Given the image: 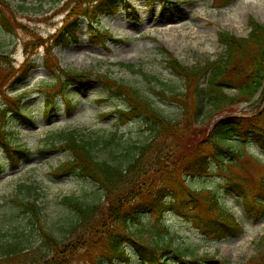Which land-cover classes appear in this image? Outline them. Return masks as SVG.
Masks as SVG:
<instances>
[{
  "label": "rangeland",
  "instance_id": "374dc122",
  "mask_svg": "<svg viewBox=\"0 0 264 264\" xmlns=\"http://www.w3.org/2000/svg\"><path fill=\"white\" fill-rule=\"evenodd\" d=\"M5 1L8 6L0 7V17L2 9L13 30L8 32L0 24V53L10 55L18 69L33 54L27 50L34 43L31 32L18 24L27 25L47 38L64 23L62 20L74 3L73 0ZM126 5L129 7L103 16L97 28L82 18L77 41L54 48L56 60L52 57L46 60L45 47L38 48L33 54L37 66L28 81L21 85L10 86L11 78L0 64V96L2 85L9 97L23 94L22 107L30 117V120L10 118L5 130L12 145L28 150L29 155L21 156L17 166L12 165L10 152L0 138V264H40L45 258L38 259L31 249H48L40 223L31 211H23L13 199L37 201L43 229L60 241L67 235H71L70 239L77 238L83 229L77 223L74 210L62 202L65 197L107 208L109 202L104 191L90 178L78 174L58 178L52 174L54 168L73 156L62 146L69 131H76L77 136L87 140L101 139L94 149L100 157L108 156L110 146L102 139H110L113 132L117 133L115 152L118 156L134 144L150 140V131L141 117L128 120L117 117L116 110L128 104L110 95L100 83L93 82L88 90L70 84L68 93L72 104L76 105L72 114L68 113V103L61 94L56 96L51 108L45 87L55 82L53 70H57L58 65L75 71L92 69L96 75L106 73L138 89L165 116L181 122L183 107L171 97L184 92V81L168 68L163 49L173 52L185 65L208 67L225 56L226 48L218 36L221 31L247 37L251 32L250 15L264 23V0H235L226 6L220 0H156L152 5H146L145 0H127ZM228 94L235 96V103L225 114L251 116L257 110V102H244L248 97L239 96L238 91L231 90ZM200 103L195 122L197 138L199 142L202 139L209 142L210 131L223 114L213 112L203 96ZM4 104L6 99L0 97V106ZM228 143L232 146L230 151L240 150L241 155L236 157L226 152L227 145L211 142L212 148L206 149L207 154L212 152L209 154L210 175L175 174L173 185L176 189L170 190L173 207L164 217L141 216V223L137 225L143 234L141 248L166 254L168 264H184V259H193L176 257L175 248L194 253L200 264H245L264 252V214L248 210L260 180L264 179V150L251 135L246 140L233 138ZM217 152L222 154L223 161L212 157ZM165 161L166 170L180 166L176 158ZM173 178L166 175L162 180L170 185ZM21 185H32V188L27 190ZM230 186L241 187L246 196L229 189ZM214 197L241 225L242 231L236 237L215 241L195 223L194 216L199 211L205 216H217ZM161 219L164 220L162 225ZM72 226L76 227L69 233ZM22 231L25 237L22 247L28 249L5 256L7 249L3 245L13 244L14 237L22 235ZM164 243L169 245L164 246ZM125 246L129 261L115 259L111 262L102 256L104 246H101L90 250L81 248L70 264H148L141 259L136 247L129 243ZM44 257L49 259L52 255L44 254Z\"/></svg>",
  "mask_w": 264,
  "mask_h": 264
},
{
  "label": "trees",
  "instance_id": "16d2710c",
  "mask_svg": "<svg viewBox=\"0 0 264 264\" xmlns=\"http://www.w3.org/2000/svg\"><path fill=\"white\" fill-rule=\"evenodd\" d=\"M155 1L146 0V5H152ZM233 1L235 0H220L224 5ZM73 3L74 5L62 21L64 22L62 26L47 38L31 30L27 25L18 24L31 32L33 36L34 43L31 49L27 50L28 53L35 54L38 48L45 47L46 60L51 57L56 60L53 55L54 48L68 46L77 41L82 18H86L91 27L96 26L97 28L100 26L102 16L113 15L129 7L126 5L127 0H73ZM1 6H8V4L5 0H0ZM1 13V26L11 32L13 28L10 27L9 19L5 17L2 9ZM249 24L252 30L247 37H238L227 30L219 33V41L225 46L226 53L223 58L210 63L208 67L185 65L173 52L167 48L163 49L167 56L168 68L182 77L184 81V92L171 97L183 107L181 122H175L165 116L138 89L113 79L106 73L96 75L92 70L75 71L64 69L60 65L57 66V70H53L55 82L45 87L48 105H51V108L55 104L56 96L61 94L68 103V113L72 114L76 110V105L72 104L68 93L70 84L75 83L83 90H88L93 82L100 83L110 95L126 100L128 107L116 110L117 117L121 120L141 117L147 130L150 131V140L143 144H134L131 149L118 156L115 152L118 146L117 133L113 132L110 139H102L106 145L110 146L108 156L100 157L94 149L101 139L87 140L77 136L76 131H69L66 134L62 146L68 149L73 156L54 168L52 174L58 178L71 174L90 178L99 184V189L104 191L109 204L106 209H102L97 203L84 204L75 197H65L62 202L74 210L78 217L77 223L83 229L77 238L70 239L71 235H67L64 241H60L52 236L51 232L43 229L40 217L41 208L37 201L13 199V202L23 211H31L38 224L40 223L42 237L50 250L49 252L45 247L31 249V253L38 259L45 258L43 261L40 260V264L44 262L70 264L81 248L90 250L101 246H104L102 256L111 262L115 259L129 261L130 256L125 246L127 243L136 247L145 263H169L166 254H158L155 250L150 251V249L140 247L143 234L137 225L141 223V216L164 217L173 207V195L170 190L171 188L176 189L173 185L175 174L181 173V175L193 177L210 175L212 166L209 154L212 152L207 154L206 149L212 148L210 143L213 141H217L220 145H227L226 152L239 157L240 150L237 153L230 151L232 146L227 144L228 140L233 138L246 140L251 135L264 150V108L252 116L225 114L235 103V96L229 95V91H238L239 96L248 97L245 99L247 101L251 100L255 92L264 84V23L249 16ZM33 54L17 69L10 55L0 53V64L11 78L10 86L21 85L28 81L31 71L37 66ZM15 73L16 78H14ZM203 84L205 85L202 86ZM202 96L213 112L224 114L211 129L209 142L203 139L199 142L197 138L198 131L195 122L201 109ZM0 97L6 99V104L0 106V138H3V143L10 152L12 165L17 166L21 156H27L29 153L24 147L12 145L6 137L5 130L10 118L20 117L30 120V117L25 114L22 107L23 94L16 95V98L9 97L2 85ZM46 113L49 117L50 108ZM215 154L212 155L213 158L223 161L222 154L219 152ZM173 158L177 159L180 166L166 170L168 165L165 160ZM1 170L0 167V173ZM166 175L174 177L170 185L164 184L162 180ZM21 186H25L27 190L32 188V185ZM229 189L246 196L241 187L230 186ZM256 191L254 200L248 205V210L263 215L264 179L260 180V187ZM206 199L204 201L208 204ZM213 202L216 205L217 216H205V213L199 211L194 216L195 223L204 234L215 241L236 237L242 231L236 217L221 205L219 206L217 198L214 197ZM97 214L99 217L96 216ZM163 223L164 220L161 219V225ZM75 227L72 226L68 232L72 233ZM23 238L25 237L22 231V235L17 234L14 237L13 244L3 245L7 249L4 252L5 256L19 254L25 249L22 247ZM166 245L169 244L164 243V246ZM25 250L24 253L27 252ZM174 252L176 257L193 258L184 259L182 261L184 264H200L194 253L189 254L178 248H175ZM44 254L49 256L51 254L52 257L48 259V256L44 257ZM245 264H264V252Z\"/></svg>",
  "mask_w": 264,
  "mask_h": 264
}]
</instances>
